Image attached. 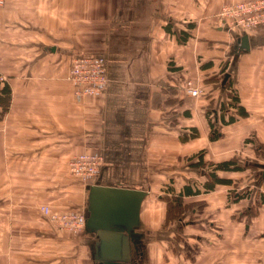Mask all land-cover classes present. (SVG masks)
I'll return each instance as SVG.
<instances>
[{"label":"crops","instance_id":"obj_1","mask_svg":"<svg viewBox=\"0 0 264 264\" xmlns=\"http://www.w3.org/2000/svg\"><path fill=\"white\" fill-rule=\"evenodd\" d=\"M224 1L19 0L17 10L0 7V85L10 88L7 110L0 107V172H53L72 155L98 152L103 162L82 188L86 200L97 182L148 191L142 264H264V32H248L249 51L233 61L244 33L230 40L215 26ZM82 52L105 55L109 82L79 102L66 77ZM186 77L198 96L185 94ZM230 94L245 117L227 108ZM228 161L235 165L214 169ZM146 202L160 208L145 210ZM85 214L81 235L45 237L56 263L98 264Z\"/></svg>","mask_w":264,"mask_h":264},{"label":"rangeland","instance_id":"obj_2","mask_svg":"<svg viewBox=\"0 0 264 264\" xmlns=\"http://www.w3.org/2000/svg\"><path fill=\"white\" fill-rule=\"evenodd\" d=\"M18 1L19 0H0V7L9 5L11 10H17ZM257 3H264V0L224 1L221 5L219 4L213 22L216 27L226 28V31L229 32L227 34L230 40L232 39V34H248L251 30H257L258 28L262 29V32H264V28H262L264 27V19L262 20L263 22L252 28H245L241 23L245 22L247 18L246 15H227L222 12L226 7H234L233 9H235L240 5ZM95 22L96 21L92 19V25ZM12 27L17 28L18 23H13ZM94 30L98 35V29L94 28ZM28 36L35 35L29 34ZM78 54H89L91 56L103 57L104 60L106 59L105 55L96 52H82ZM78 54L75 55L77 56ZM76 56L73 57L71 64L73 60L77 58ZM69 73L66 80L71 86L72 95L76 101L81 102L86 96L83 95L78 85H73L69 79ZM1 78L4 80L3 77ZM187 80L193 82L189 77H186V81ZM83 156L93 157L100 166L102 165L103 158L98 152H83L70 156L61 164L63 165L61 168L53 172H44L43 174L0 172V198L5 196L10 202L8 203L7 201V204H0V264H36L37 261L42 264L43 260L56 263L58 262L56 259L58 254H56V252L53 253V241L51 242L46 238L48 236L76 237L81 235L84 227H75L77 223L74 224V219L68 220V218H75L76 216H82L84 218V209H86L87 200L84 197L85 194L83 196L82 188L87 183H91L92 180L98 176V174L90 175V171L85 167V162L81 161ZM99 170L98 173L100 172ZM29 180H34L36 182L42 181L44 187L25 188V186L33 184L28 183ZM172 207L177 213V207L175 205H172ZM144 208L145 210L150 208L155 211L160 208V206L152 202H146ZM20 215H24L27 218L22 219ZM63 216H65L66 219L63 220ZM159 239H161V236ZM22 245L26 251H21L23 249ZM158 245H164L162 240L155 244V248ZM42 250L44 254L41 252ZM69 256H71V254L66 255L70 260ZM21 260L23 261L20 262Z\"/></svg>","mask_w":264,"mask_h":264},{"label":"water","instance_id":"obj_3","mask_svg":"<svg viewBox=\"0 0 264 264\" xmlns=\"http://www.w3.org/2000/svg\"><path fill=\"white\" fill-rule=\"evenodd\" d=\"M249 49V39L244 33L232 47L233 61ZM228 77L226 74L223 82ZM261 175L264 176V171ZM147 196V190L110 187L98 182L89 186L85 229L96 239L93 258L98 264L130 261L129 243L135 242L134 231L140 228L141 205Z\"/></svg>","mask_w":264,"mask_h":264},{"label":"built area","instance_id":"obj_4","mask_svg":"<svg viewBox=\"0 0 264 264\" xmlns=\"http://www.w3.org/2000/svg\"><path fill=\"white\" fill-rule=\"evenodd\" d=\"M233 8L234 7H226L222 12L227 15H246L247 18L245 22L241 23L245 28H252L264 21V3L245 4L237 6L235 9ZM76 57L77 58L73 60L71 64L69 79L74 86H79V89L85 96H94L100 93L108 83L104 58L100 56H91L89 54H78ZM0 79L2 78L0 77ZM183 90L185 94L190 97L198 96L201 91L199 88H196L190 80L185 81ZM81 161L85 162V167L90 171V175L98 174L100 164L97 163L95 158L83 156ZM62 219L64 220L66 217L63 216ZM70 219H74V224L77 223L75 227H84V218L82 216L68 218V220Z\"/></svg>","mask_w":264,"mask_h":264},{"label":"trees","instance_id":"obj_5","mask_svg":"<svg viewBox=\"0 0 264 264\" xmlns=\"http://www.w3.org/2000/svg\"><path fill=\"white\" fill-rule=\"evenodd\" d=\"M185 36H187V35H185ZM9 99H10V88H9V86L6 83H3L2 85H0V107H2V110H1L2 112H5L7 110ZM230 99H231L230 100L231 103L228 105L227 108L228 109L229 108L230 109H232V108L235 109L236 115L238 117H245L247 115V113L244 111L243 108L237 106L238 100H237L236 96L230 94ZM224 108H226V107L222 106L221 109H224ZM209 117H210V113L208 114V119H210L209 120L210 121V126L213 127V120L211 118H209ZM233 121H234V117L230 116V118L228 119V122H226V123H231ZM212 133L214 135H217L218 134V130L214 129V130H212ZM232 165H235V162H232V161L223 162V163H219V164L215 165L214 169H216V170H228V169H230V166H232ZM233 170H238V168L234 167ZM214 182L223 183L224 181L221 180V179H216L214 177ZM209 186L210 185L206 184L207 189H208Z\"/></svg>","mask_w":264,"mask_h":264},{"label":"flooded vegetation","instance_id":"obj_6","mask_svg":"<svg viewBox=\"0 0 264 264\" xmlns=\"http://www.w3.org/2000/svg\"><path fill=\"white\" fill-rule=\"evenodd\" d=\"M135 242L134 244L129 243L130 246V261L125 262L123 264H142V260L144 257V232L139 228L134 231Z\"/></svg>","mask_w":264,"mask_h":264}]
</instances>
